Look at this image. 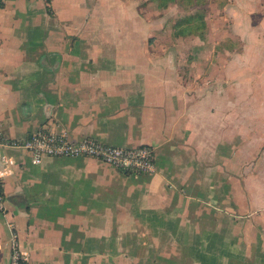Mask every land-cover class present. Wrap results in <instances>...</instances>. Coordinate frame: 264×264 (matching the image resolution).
<instances>
[{"label":"crops","instance_id":"1","mask_svg":"<svg viewBox=\"0 0 264 264\" xmlns=\"http://www.w3.org/2000/svg\"><path fill=\"white\" fill-rule=\"evenodd\" d=\"M139 9L0 0V264L10 233L28 264H120V248L142 245L179 248L148 264H264V106L237 105L236 73L192 80L195 62L157 46L171 32ZM41 127L148 144L155 170L84 156L32 164L11 142Z\"/></svg>","mask_w":264,"mask_h":264},{"label":"rangeland","instance_id":"2","mask_svg":"<svg viewBox=\"0 0 264 264\" xmlns=\"http://www.w3.org/2000/svg\"><path fill=\"white\" fill-rule=\"evenodd\" d=\"M136 2H140L143 16L161 22L159 31L171 32L169 38H158L156 45L181 48L178 62H195L192 74L188 75L192 80L210 85L218 80L224 82L229 73H236L232 79L237 81V105L239 97L245 96L252 98L253 110L264 106V0ZM162 3L165 4L161 6ZM132 249L134 252L120 248V264H134L123 257L127 255H137L136 258L143 259L142 264H148L151 253L175 257L180 254L174 246L142 245Z\"/></svg>","mask_w":264,"mask_h":264},{"label":"built area","instance_id":"3","mask_svg":"<svg viewBox=\"0 0 264 264\" xmlns=\"http://www.w3.org/2000/svg\"><path fill=\"white\" fill-rule=\"evenodd\" d=\"M12 144L24 147L32 164H38L45 156H84L101 160L119 170L138 174L155 170L153 149L148 144L117 146L90 136L70 138L63 131L37 128L20 142ZM0 158L4 159L0 154ZM0 175V209L3 203ZM6 264H28L26 255L19 249L14 233L7 240Z\"/></svg>","mask_w":264,"mask_h":264},{"label":"trees","instance_id":"4","mask_svg":"<svg viewBox=\"0 0 264 264\" xmlns=\"http://www.w3.org/2000/svg\"><path fill=\"white\" fill-rule=\"evenodd\" d=\"M187 19V18H186ZM178 22H175L174 24L176 25ZM120 171H122V170H120ZM122 172H124V173H128V172H125V171H122Z\"/></svg>","mask_w":264,"mask_h":264}]
</instances>
